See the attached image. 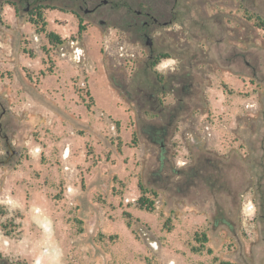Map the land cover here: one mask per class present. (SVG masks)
Instances as JSON below:
<instances>
[{
    "label": "rangeland",
    "instance_id": "obj_1",
    "mask_svg": "<svg viewBox=\"0 0 264 264\" xmlns=\"http://www.w3.org/2000/svg\"><path fill=\"white\" fill-rule=\"evenodd\" d=\"M111 1L0 4V260L264 264V0Z\"/></svg>",
    "mask_w": 264,
    "mask_h": 264
},
{
    "label": "flooded vegetation",
    "instance_id": "obj_2",
    "mask_svg": "<svg viewBox=\"0 0 264 264\" xmlns=\"http://www.w3.org/2000/svg\"><path fill=\"white\" fill-rule=\"evenodd\" d=\"M3 0H0V4ZM6 1V0H5ZM15 3V5H11L12 7H21L22 4H24V13L25 14H34L35 16L41 15L42 11L44 9L48 8H63L70 10V13L74 17H78L79 19L83 18L82 15H78V13H75V8H78V10H83V16L90 18V22L97 21L101 25L108 24L113 15V5H111V0H100L98 4H95L94 6L90 8L83 9V4H87L88 0H7ZM124 2V1H122ZM142 3V9L137 10L135 12V17H126L122 16V19H126L124 23H129L130 30L133 31H147L149 30L150 22L149 19L152 20L153 23L156 22V20L152 17L154 9L161 7V8H174L176 7L178 0H141ZM110 6L108 9H104V7ZM15 12V8H14ZM129 13V9L127 10ZM144 18L140 20V18ZM139 24V28H136L135 26ZM133 26V27H132ZM135 27V28H134ZM139 29V30H138ZM141 37L144 38L145 44H147L148 38L151 40V46H147L149 48V56H148V62L154 61L153 51H152V39L147 36V34L142 33ZM163 129L162 128H151L150 130V136L157 140L160 136H163ZM6 146L8 144L7 138H5ZM9 145V144H8ZM1 238V237H0ZM0 264H5L0 260Z\"/></svg>",
    "mask_w": 264,
    "mask_h": 264
},
{
    "label": "trees",
    "instance_id": "obj_3",
    "mask_svg": "<svg viewBox=\"0 0 264 264\" xmlns=\"http://www.w3.org/2000/svg\"><path fill=\"white\" fill-rule=\"evenodd\" d=\"M41 15L37 16L38 18L40 17ZM83 30V27L82 26H79V30L78 32L80 33L81 31ZM47 39L50 43H60V38L54 34H47ZM165 57V56H163ZM157 59L155 58L154 61L151 62V66H154L156 63H157ZM138 188L141 192V196L138 198L137 200V206L140 210H146V211H149L152 209V203H143V199H144V195H145V189L139 184L138 185Z\"/></svg>",
    "mask_w": 264,
    "mask_h": 264
},
{
    "label": "water",
    "instance_id": "obj_4",
    "mask_svg": "<svg viewBox=\"0 0 264 264\" xmlns=\"http://www.w3.org/2000/svg\"><path fill=\"white\" fill-rule=\"evenodd\" d=\"M147 46H151V40L148 38V40H147V44H146ZM7 148L8 149H10V146L7 144ZM14 152L12 151V154H13ZM44 226V225H43ZM44 230H45V232H48L49 231V228L48 227H46L45 226V228H44ZM42 254L44 255L45 254V251H43L42 252ZM40 262H41V257H37L36 259H35V264H40Z\"/></svg>",
    "mask_w": 264,
    "mask_h": 264
},
{
    "label": "built area",
    "instance_id": "obj_5",
    "mask_svg": "<svg viewBox=\"0 0 264 264\" xmlns=\"http://www.w3.org/2000/svg\"><path fill=\"white\" fill-rule=\"evenodd\" d=\"M65 153H66V151L64 152L63 156L65 155ZM0 239H1V238H0ZM3 243L6 244V242H4V241H3ZM46 252H47V251L45 250V253H46Z\"/></svg>",
    "mask_w": 264,
    "mask_h": 264
},
{
    "label": "bare ground",
    "instance_id": "obj_6",
    "mask_svg": "<svg viewBox=\"0 0 264 264\" xmlns=\"http://www.w3.org/2000/svg\"><path fill=\"white\" fill-rule=\"evenodd\" d=\"M64 158H67V151H66V153H65V155H64Z\"/></svg>",
    "mask_w": 264,
    "mask_h": 264
}]
</instances>
